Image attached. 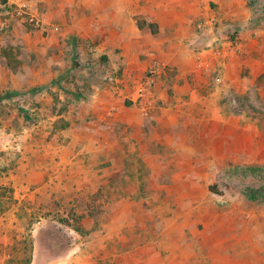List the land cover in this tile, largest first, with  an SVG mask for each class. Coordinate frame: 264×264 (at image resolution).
Segmentation results:
<instances>
[{
  "label": "rangeland",
  "instance_id": "1",
  "mask_svg": "<svg viewBox=\"0 0 264 264\" xmlns=\"http://www.w3.org/2000/svg\"><path fill=\"white\" fill-rule=\"evenodd\" d=\"M251 166L264 0H0L1 264H264Z\"/></svg>",
  "mask_w": 264,
  "mask_h": 264
},
{
  "label": "built area",
  "instance_id": "2",
  "mask_svg": "<svg viewBox=\"0 0 264 264\" xmlns=\"http://www.w3.org/2000/svg\"><path fill=\"white\" fill-rule=\"evenodd\" d=\"M214 24V19L212 17L208 18V16H205V18H202V19H199L197 24H196V29L198 31H202L204 29H207V28H211ZM208 47H210V45H208ZM219 52H214V55L217 54ZM203 54L204 53H196V61L203 64V63H206L207 62V59H204L203 58ZM203 68H210V66H205ZM149 77L147 78V82H146V85L145 86H140L138 91H137V99L136 101L139 102L140 104V109L142 111V113L144 115H147L148 114V109H149V105H150V102H148V97H149V90H148V87L150 86L151 87V84L154 83V80H155V75H157L158 73V66H153L151 67V69L149 70ZM148 104V106H147Z\"/></svg>",
  "mask_w": 264,
  "mask_h": 264
},
{
  "label": "trees",
  "instance_id": "3",
  "mask_svg": "<svg viewBox=\"0 0 264 264\" xmlns=\"http://www.w3.org/2000/svg\"><path fill=\"white\" fill-rule=\"evenodd\" d=\"M258 24H260V20H254L250 23V28H255ZM250 174V179L248 178L247 174ZM233 174L237 175V179L238 181H240L241 183H243L244 185L249 184L248 186L244 187V192H246V195L251 194V196H249L251 199L253 198H257L260 197L262 195H264V166L263 167H249V168H236L233 170ZM252 181L251 183H249V181ZM263 179V181H261ZM258 181L256 184L255 181ZM255 184V186H252ZM254 190H253V189ZM252 191V192H251Z\"/></svg>",
  "mask_w": 264,
  "mask_h": 264
},
{
  "label": "crops",
  "instance_id": "4",
  "mask_svg": "<svg viewBox=\"0 0 264 264\" xmlns=\"http://www.w3.org/2000/svg\"><path fill=\"white\" fill-rule=\"evenodd\" d=\"M178 48H180V50H182V51H179V50H177V51L182 52L184 54V56H182L183 55L182 53L177 52L176 54H173V58H172L173 60H170V62H169L170 63V66L172 68L175 67L178 72H180V69L183 70L184 67H186V66H188L191 69L190 71L195 70V71H198V72L209 71V70H211V67L214 66V65H216V64H220L223 67H227L229 65V59H227V58H229V56L230 57L233 56V55H231V53H228V49L227 48H224L223 49V53L222 52L221 53L224 56L229 54V56L227 58H220V59H217L216 61L215 60H207L206 63L201 64V63H199V62L196 61L195 55H194V58H192L193 60L190 59V62L189 61H186L185 60L186 59L185 56L187 55V53L186 52H183L184 51L183 50L184 48L181 47V46L178 47ZM176 56H177V59L175 58ZM179 56L184 57V59H178ZM178 63H180V64H178ZM190 64H192L191 67H190ZM207 65L210 66V68H203V67H205ZM180 67H183V68H180ZM171 71H173V69H171ZM228 72L229 71L226 72V75L228 74ZM155 90H157V85H156ZM131 96H133V94H131ZM169 109H170V107L167 108L166 110H169ZM123 120H126V121L130 122L131 118H123Z\"/></svg>",
  "mask_w": 264,
  "mask_h": 264
}]
</instances>
